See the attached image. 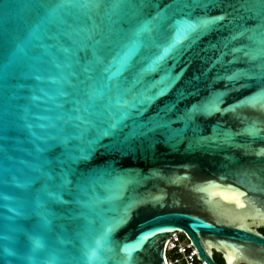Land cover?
<instances>
[{
	"label": "water",
	"instance_id": "1",
	"mask_svg": "<svg viewBox=\"0 0 264 264\" xmlns=\"http://www.w3.org/2000/svg\"><path fill=\"white\" fill-rule=\"evenodd\" d=\"M264 0H0V264H264Z\"/></svg>",
	"mask_w": 264,
	"mask_h": 264
},
{
	"label": "built area",
	"instance_id": "2",
	"mask_svg": "<svg viewBox=\"0 0 264 264\" xmlns=\"http://www.w3.org/2000/svg\"><path fill=\"white\" fill-rule=\"evenodd\" d=\"M196 250L183 234L172 235L164 246L165 264H203L195 256Z\"/></svg>",
	"mask_w": 264,
	"mask_h": 264
},
{
	"label": "trees",
	"instance_id": "3",
	"mask_svg": "<svg viewBox=\"0 0 264 264\" xmlns=\"http://www.w3.org/2000/svg\"><path fill=\"white\" fill-rule=\"evenodd\" d=\"M260 233H262L264 235V230L263 229H260L259 230ZM214 261L217 263V264H221L222 263V259L220 258L219 255H215L213 257Z\"/></svg>",
	"mask_w": 264,
	"mask_h": 264
},
{
	"label": "flooded vegetation",
	"instance_id": "4",
	"mask_svg": "<svg viewBox=\"0 0 264 264\" xmlns=\"http://www.w3.org/2000/svg\"><path fill=\"white\" fill-rule=\"evenodd\" d=\"M215 255H218V254H214L213 257H214ZM220 258H221V257H220ZM214 262H215V261H214Z\"/></svg>",
	"mask_w": 264,
	"mask_h": 264
}]
</instances>
